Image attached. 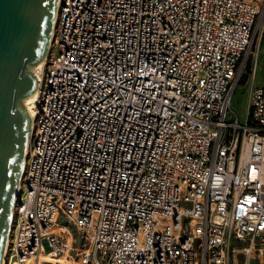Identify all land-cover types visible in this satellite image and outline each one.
Returning <instances> with one entry per match:
<instances>
[{"label": "built area", "instance_id": "obj_1", "mask_svg": "<svg viewBox=\"0 0 264 264\" xmlns=\"http://www.w3.org/2000/svg\"><path fill=\"white\" fill-rule=\"evenodd\" d=\"M258 0H58L4 264H264V87L232 105Z\"/></svg>", "mask_w": 264, "mask_h": 264}, {"label": "water", "instance_id": "obj_2", "mask_svg": "<svg viewBox=\"0 0 264 264\" xmlns=\"http://www.w3.org/2000/svg\"><path fill=\"white\" fill-rule=\"evenodd\" d=\"M58 0H0V264L30 134L37 63L50 45Z\"/></svg>", "mask_w": 264, "mask_h": 264}, {"label": "crops", "instance_id": "obj_3", "mask_svg": "<svg viewBox=\"0 0 264 264\" xmlns=\"http://www.w3.org/2000/svg\"><path fill=\"white\" fill-rule=\"evenodd\" d=\"M264 2V0H258ZM256 49L248 69L246 85L254 84L264 87V19H262L256 36ZM245 72V71H244Z\"/></svg>", "mask_w": 264, "mask_h": 264}, {"label": "rangeland", "instance_id": "obj_4", "mask_svg": "<svg viewBox=\"0 0 264 264\" xmlns=\"http://www.w3.org/2000/svg\"><path fill=\"white\" fill-rule=\"evenodd\" d=\"M256 36H257V33L255 34V27H254L253 33H252L253 40L250 46V50H248V56L246 60L245 70H244L245 72L242 74L240 81L237 84V87L233 93V98H232V105L236 109V112L238 113L240 120H243L245 116L246 101H247V85L245 81L247 78L246 76L248 73V69L250 68L251 58L256 49V39H255Z\"/></svg>", "mask_w": 264, "mask_h": 264}, {"label": "bare ground", "instance_id": "obj_5", "mask_svg": "<svg viewBox=\"0 0 264 264\" xmlns=\"http://www.w3.org/2000/svg\"><path fill=\"white\" fill-rule=\"evenodd\" d=\"M55 22V16H54V21L53 23ZM53 29V27H52ZM52 32V30H51ZM51 36H52V33L50 34V41H51ZM44 61H45V57H43L38 63H37V66H36V71H35V79L37 80V71L39 69H41L43 67V64H44ZM36 93H37V90L35 89V91L31 94L30 96V101H29V106H28V115L30 117L31 115V107H32V101L34 100V98L36 97ZM23 166H24V158H23V161H22V165H21V171H20V175H21V172L23 170ZM21 179L19 178V181H18V186H17V191L19 192V189H20V185H21ZM16 198H17V195H16ZM12 215H13V212H12ZM12 220V219H11ZM11 224V223H10ZM9 231H10V227H9ZM7 239H8V236H7ZM6 247H7V243L5 245V248L3 250V254H2V258H1V264H4V261H5V254H6Z\"/></svg>", "mask_w": 264, "mask_h": 264}]
</instances>
